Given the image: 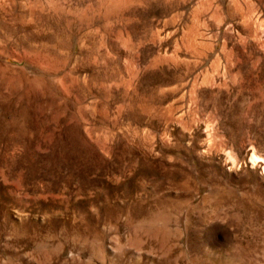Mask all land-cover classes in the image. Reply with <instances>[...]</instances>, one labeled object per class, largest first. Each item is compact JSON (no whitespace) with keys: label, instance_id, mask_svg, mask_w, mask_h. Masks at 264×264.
<instances>
[{"label":"rangeland","instance_id":"rangeland-1","mask_svg":"<svg viewBox=\"0 0 264 264\" xmlns=\"http://www.w3.org/2000/svg\"><path fill=\"white\" fill-rule=\"evenodd\" d=\"M262 165L264 0H0V264H264Z\"/></svg>","mask_w":264,"mask_h":264},{"label":"bare ground","instance_id":"bare-ground-1","mask_svg":"<svg viewBox=\"0 0 264 264\" xmlns=\"http://www.w3.org/2000/svg\"><path fill=\"white\" fill-rule=\"evenodd\" d=\"M256 157H257L256 155L251 154V156H250L251 161H256L257 160ZM262 172L264 173V165H262Z\"/></svg>","mask_w":264,"mask_h":264}]
</instances>
